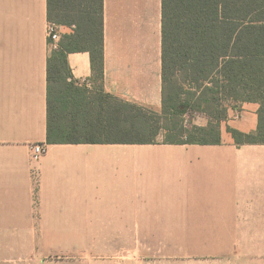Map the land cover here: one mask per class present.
I'll return each mask as SVG.
<instances>
[{
  "label": "crops",
  "instance_id": "0c3cea01",
  "mask_svg": "<svg viewBox=\"0 0 264 264\" xmlns=\"http://www.w3.org/2000/svg\"><path fill=\"white\" fill-rule=\"evenodd\" d=\"M49 25L48 0H0V264L34 242L189 240L264 264V144L228 132H256L260 105L231 104L220 145H49ZM104 54L105 93L160 113L162 0H104ZM67 58L95 88L90 54ZM34 144L47 146L39 163Z\"/></svg>",
  "mask_w": 264,
  "mask_h": 264
},
{
  "label": "trees",
  "instance_id": "16d2710c",
  "mask_svg": "<svg viewBox=\"0 0 264 264\" xmlns=\"http://www.w3.org/2000/svg\"><path fill=\"white\" fill-rule=\"evenodd\" d=\"M48 21L73 33L48 59L47 144L220 145L243 103L260 105L257 131L228 132L264 144V0H162L160 113L104 91V0H48ZM72 52L90 54L95 88L74 80Z\"/></svg>",
  "mask_w": 264,
  "mask_h": 264
},
{
  "label": "rangeland",
  "instance_id": "374dc122",
  "mask_svg": "<svg viewBox=\"0 0 264 264\" xmlns=\"http://www.w3.org/2000/svg\"><path fill=\"white\" fill-rule=\"evenodd\" d=\"M204 119L190 118L194 124ZM227 251L226 241L34 242L25 257L5 264H227Z\"/></svg>",
  "mask_w": 264,
  "mask_h": 264
},
{
  "label": "built area",
  "instance_id": "2783aa9c",
  "mask_svg": "<svg viewBox=\"0 0 264 264\" xmlns=\"http://www.w3.org/2000/svg\"><path fill=\"white\" fill-rule=\"evenodd\" d=\"M60 27L50 24L48 27V38L50 40V45L52 49L59 48L60 40ZM47 153V146L45 144H34L31 146L30 160L32 163H39L42 157ZM36 182L38 183L39 173L38 171H33Z\"/></svg>",
  "mask_w": 264,
  "mask_h": 264
}]
</instances>
